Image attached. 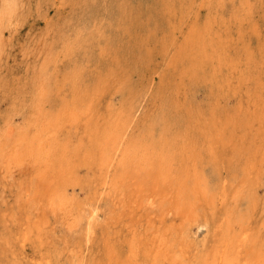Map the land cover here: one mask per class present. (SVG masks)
Wrapping results in <instances>:
<instances>
[{
    "label": "rangeland",
    "instance_id": "1",
    "mask_svg": "<svg viewBox=\"0 0 264 264\" xmlns=\"http://www.w3.org/2000/svg\"><path fill=\"white\" fill-rule=\"evenodd\" d=\"M123 1L124 0H0V112L2 111L0 113V118L3 117V119L1 118L2 120L0 119L2 121H0V129L5 127V125H10V128L17 129L18 127L26 131V129L29 130L36 115H40L42 112L45 113V111H49L50 114H55L58 111V102L54 103L51 100L50 103H44L43 107L46 110L39 112L36 108L34 112V106H32V103H34V96L32 97L33 88H35L42 76H46L44 78L46 82L50 81L52 99H55V97L58 99L59 92H61L66 98H69L71 101H76L77 105L75 104V106L77 108L81 106L82 108H86L83 110L86 113L82 115L84 119L78 122L76 126L69 125V129H64L60 133L59 140H57L58 145L60 147L66 146L68 149L62 150L61 152L56 151L57 155L53 161V167L56 169V172H52V175L55 173L57 174L53 177L52 184L56 182H61L63 184L65 182L68 183L67 195L74 204H79L78 206L80 207H88L91 202H97L99 203L100 217L102 216L100 218V223L96 226L95 232L92 234V241L90 240L88 245L83 240V237L76 236V233H74V235H69L63 232L61 225L55 222L57 224H53L46 230L47 232L44 231L42 233L40 239L42 243H40L38 239L27 242L25 246H22L21 237H19L22 228L15 220L19 214L13 219L5 220V218L8 213L11 214L15 212L16 214L18 212L15 208L18 204L20 195L23 194L20 186L22 187L24 184L23 187L25 189H32L30 185L31 181L29 180L32 168L31 165H29L22 169L24 172L17 171L13 179L12 177L6 178L0 175L2 179L0 180V187L2 185L0 188V255L5 256L3 259L5 261L7 260L9 264H16V262H22L23 264H79V262L82 264H111L113 261L117 264H125L128 259L127 253L130 241L139 238L141 240V238H143L147 244H150L153 240H156L157 237L159 238L161 231L169 232V229L175 222L173 211L166 209L161 210L155 207L154 204L147 202V199L142 196V198L136 196H119V194L117 195L114 191L111 181V178L121 170V166L124 164L123 162L126 161V151L128 147L134 144L135 141L139 142V140H141L143 142V137L145 135L144 130L146 128L151 129L152 132L154 131L155 135H159V130L161 128L159 127L160 121H164L167 126L171 127L174 131L173 133L182 135H185V130L191 127L192 129H189V133L191 136L195 135V130H197L196 127L199 126H201L200 130L203 132L207 131L210 134H212V129L217 131H215L218 141L217 149H219L218 166H216L217 173L212 174L211 169L214 167L206 165V169L204 170L206 175H204L207 178V184L215 187L216 190L214 192L217 195V202L219 203L214 210H203L199 224H192L190 231L187 230L183 233L188 240H186V246H184V255L186 257L183 259L184 264H193L201 260L202 257H206L205 255L209 256L208 254H214L216 248L214 242H218V238L216 239V237L218 235L221 236L220 234L223 233V223L226 221L224 209H226L227 202L223 204L222 201L226 200L232 202L234 200V194L238 191L237 188L240 190L243 186H248L249 188L257 189L259 204L256 209V216L254 217V221L256 222L255 226L258 228L260 224H264V0ZM129 2L131 4L134 3V6L133 4L131 5L133 8L130 6ZM119 4H122L120 5L122 7H120ZM136 8L140 9V11ZM128 11H133L131 13L135 14L132 16ZM148 15L149 17H147ZM144 17L149 20L147 19L148 21H146ZM127 18L129 20H127ZM130 23L133 25L131 24V27H128ZM141 25H145L146 27L143 26V28ZM165 25L166 27L164 28ZM125 26L128 29H126ZM140 26L142 30L145 28L147 30H140ZM149 27L151 29H148ZM133 29L135 31H133ZM142 32L144 33L143 35ZM122 33H124L123 36ZM128 35L132 37L129 38ZM120 37L121 39H119ZM157 39H161V41L159 40L158 42ZM137 44L138 47H136ZM126 45L133 46L134 48L128 47L130 48L128 49ZM125 48L127 50H125ZM10 49H12L11 52ZM140 49L142 52L139 51ZM125 52H127V56L124 57V55H126L124 54ZM139 54H142V58ZM126 57L132 58L127 59ZM120 59L123 62L125 61V64H122L123 62L121 63ZM131 59L132 61L129 62ZM158 59L159 61H157ZM117 60L118 63L116 65L115 62ZM126 60L128 61L127 63ZM144 60L145 63L143 62ZM130 65H132L133 71H129L131 68ZM24 66L26 67L24 68ZM123 66H125V68H123ZM154 67H157V70ZM18 68L20 69L18 70ZM9 70L10 72H8ZM3 74L6 75V78H4ZM77 75L79 77H76ZM22 82L27 85L24 86ZM260 84L262 87H260ZM57 86L60 87L59 91ZM151 90L155 91L153 92ZM7 91H9V93ZM149 91L152 92V95ZM6 93H8V95ZM23 93L25 95H23ZM78 94L84 95L82 97L76 96ZM240 94L242 96H240ZM72 95H74V98L71 97ZM260 95L263 97H260ZM237 97L240 98L238 99ZM241 106L244 107V109L246 108L245 111L241 109ZM212 107H214V109ZM249 107H251L252 110ZM132 108L136 109L138 113L135 114L131 122L130 130L126 134L119 151L111 161L108 172L107 169L101 171V167L106 168L105 162H103V156L106 148V141L110 136L109 133L112 131L111 127H113L115 123H119L118 127L124 126L121 122L124 121L126 115ZM245 112H248V114ZM254 112L256 114H254ZM94 113L96 114L94 115ZM208 116L210 117L208 118ZM39 118L46 119V116L43 114ZM10 119L12 121H8ZM89 120L93 121L88 122ZM238 120H240V123ZM86 123H89V125L86 126ZM192 125H194V130ZM85 133L87 135H84ZM234 134L235 137H233ZM239 134H241L242 137ZM258 134L261 135L259 136ZM237 138H240V140ZM250 138H252L253 142ZM230 140H232V143ZM242 140L243 142H241ZM225 141H227L228 145ZM229 144L232 145L230 146ZM251 144L253 145L251 146ZM81 145H85L86 148ZM230 147L235 149L232 150ZM76 148L77 150L79 148V151L86 150L84 156H79ZM226 155L227 157H225ZM245 159H254V165H252L253 168L251 167L249 170L251 175L249 174L243 177L241 175V168L244 166L245 161H247ZM91 161H93L94 165ZM228 161H231L230 164ZM74 164L77 167H74ZM82 164H84V166H82ZM225 165H228L229 169ZM89 166H92V168ZM83 173L85 177H83ZM107 173L108 176L104 178ZM62 176H65L64 179H61ZM258 176L260 177L258 178ZM244 178L245 180H243ZM86 180H90V182L88 181V184L86 182L85 184L81 183ZM80 183L83 185L81 186ZM252 184H255L254 187L251 186ZM92 190L95 193L92 192ZM92 195L93 197H91ZM115 196L117 198H115ZM85 200H87V202ZM129 202L130 204H128ZM113 205L115 206L113 207ZM126 205H128V208ZM111 206L113 209L110 208ZM117 207L118 210L116 209ZM26 210H23L24 213ZM110 211L113 214H108ZM106 215L109 216L107 217ZM116 216H118V218ZM152 218L155 225L150 223V219ZM206 219L209 220V224L205 223ZM162 220H164V222ZM128 222L130 224H128ZM128 226L130 228H128ZM220 227H222V229ZM133 231L135 233H133ZM261 232L264 235V231ZM9 234H11V236L7 240ZM76 237L81 239L79 240ZM107 237H109V239ZM210 248L214 250L212 249V251ZM205 251H207L206 254Z\"/></svg>",
    "mask_w": 264,
    "mask_h": 264
},
{
    "label": "bare ground",
    "instance_id": "2",
    "mask_svg": "<svg viewBox=\"0 0 264 264\" xmlns=\"http://www.w3.org/2000/svg\"><path fill=\"white\" fill-rule=\"evenodd\" d=\"M35 1V0H34ZM120 1V0H119ZM125 1V0H124ZM123 1V2H124ZM130 1V0H127ZM162 1V0H160ZM173 1V0H172ZM122 2V1H121ZM95 3V2H94ZM130 3V2H129ZM175 3V2H174ZM263 3V1H262ZM114 4V2H113ZM126 4V3H124ZM123 4V5H124ZM134 6V3H132ZM130 3V6L132 5ZM159 4V3H158ZM177 4V3H176ZM122 4H119V6ZM127 5V4H126ZM137 5V4H136ZM263 5V4H262ZM114 6V5H113ZM264 6V5H263ZM262 6V7H263ZM122 7V6H120ZM129 7V6H128ZM132 7V6H131ZM137 7V6H136ZM124 8V7H123ZM133 8V7H132ZM256 8V6H255ZM260 8V7H259ZM100 9V8H99ZM125 9V8H124ZM137 9V8H136ZM122 10V9H120ZM130 10V9H129ZM134 10V9H133ZM140 11V9H137ZM166 10V9H165ZM263 10V9H262ZM123 11V10H122ZM185 11V10H184ZM60 12V11H59ZM125 12V10H124ZM130 11H128L129 13ZM133 12V11H131ZM130 12V13H131ZM136 12V11H134ZM138 12V11H137ZM159 12V11H158ZM27 13V12H26ZM29 13V12H28ZM121 13V12H120ZM141 13V12H140ZM163 13V12H162ZM168 13V12H165ZM175 13V12H174ZM257 13V11H256ZM132 14V13H131ZM135 14V13H133ZM132 14V16H133ZM124 15V13H123ZM127 15V14H126ZM23 16V15H22ZM21 16V17H22ZM31 16V15H30ZM60 16V15H58ZM113 16V15H112ZM121 16V15H120ZM137 16V15H134ZM141 16V15H139ZM138 16V17H139ZM185 16V15H184ZM251 16V15H250ZM130 17V16H129ZM128 17V18H129ZM149 17V15L147 16ZM253 17V16H252ZM251 17V18H252ZM20 18V17H19ZM26 18V17H25ZM24 18V19H25ZM127 18V20H129ZM132 18V17H131ZM130 18V19H131ZM136 18V17H135ZM145 18V17H144ZM143 18V19H144ZM133 19V18H132ZM146 19V18H145ZM148 19V18H147ZM146 19V21H148ZM153 19V18H152ZM264 19V18H263ZM27 20V19H26ZM53 20V19H51ZM116 20V19H115ZM122 20V19H121ZM57 21V20H56ZM133 21V20H132ZM145 21V20H144ZM191 21V20H189ZM194 21V20H192ZM24 22V21H23ZM113 22V21H112ZM125 22V21H124ZM123 22V23H124ZM129 22V21H127ZM131 22V21H130ZM136 22V21H135ZM142 22V20H141ZM140 22V23H141ZM25 23V22H24ZM48 23V22H47ZM147 23V22H146ZM128 24V23H127ZM130 26L128 27H131ZM144 24V23H143ZM191 24V23H190ZM260 24V23H259ZM35 25V24H34ZM125 25V24H124ZM133 25V24H132ZM257 25V23H256ZM139 26V25H138ZM142 26V25H141ZM140 26V30L141 29ZM146 27L145 25H143ZM142 26V27H143ZM168 26V25H167ZM185 26V25H183ZM126 27V26H125ZM136 27V26H135ZM134 27V28H135ZM143 27V28H144ZM166 25L164 26V28ZM133 28V27H132ZM137 28V27H136ZM178 28V27H177ZM264 28V27H263ZM52 29V27H51ZM126 29H128L126 27ZM131 29V28H130ZM146 29V28H145ZM144 29V30H145ZM148 29H151L150 27ZM41 30V29H40ZM48 30V29H47ZM138 30V28H137ZM142 30V31H144ZM147 30V29H146ZM153 30V29H152ZM36 31V30H35ZM38 31V30H37ZM54 31V30H53ZM122 31V30H121ZM130 31V30H129ZM133 31H135L133 29ZM139 31V30H138ZM150 31V30H148ZM252 31V30H251ZM18 32V31H17ZM137 32V31H136ZM126 33V32H124ZM122 33V36L123 34ZM129 33V32H128ZM138 33V32H137ZM147 33V32H146ZM145 33V34H146ZM153 33V32H152ZM150 33V34H152ZM171 33V29H170ZM169 33V34H170ZM228 33V32H227ZM226 33V34H227ZM144 33L142 32V35ZM180 34V33H179ZM157 36V34L155 33ZM154 36V35H152ZM167 36V35H166ZM171 36V35H170ZM168 36V37H170ZM17 37V36H16ZM129 38H131L128 35ZM127 37V38H128ZM135 37V34H134ZM155 37V36H154ZM183 37V36H182ZM35 38V37H34ZM57 38V37H56ZM138 38V37H137ZM151 38V37H150ZM149 38V39H150ZM159 38V37H157ZM165 38V37H164ZM163 38V39H164ZM173 38V37H172ZM258 38V37H257ZM121 39V37L119 38ZM118 39V40H119ZM155 39V38H154ZM162 39V37H161ZM161 39H159L161 41ZM243 39V38H242ZM13 40V39H12ZM11 40V41H12ZM116 40V41H118ZM124 40V39H123ZM122 40V41H123ZM143 40V38H142ZM147 40V39H146ZM158 40V39H157ZM158 40V42H159ZM169 40V39H168ZM171 40V39H170ZM220 40V39H219ZM17 41V40H16ZM25 41V40H24ZM145 41V40H144ZM149 41V40H148ZM147 41V42H148ZM261 41V40H260ZM119 42V41H118ZM125 42V41H124ZM134 42V41H133ZM146 42V43H147ZM150 42V41H149ZM156 42V43H158ZM264 42V41H263ZM49 43V42H48ZM123 43V42H122ZM126 43V42H125ZM124 43V44H125ZM129 43V41H128ZM144 43V42H143ZM142 43V44H143ZM154 43V42H153ZM161 43V42H160ZM173 43V42H172ZM260 43V42H259ZM10 44V43H8ZM24 44V43H23ZM38 44V43H37ZM119 44V43H118ZM121 44V43H120ZM122 45V44H121ZM120 45V46H121ZM131 45V42H130ZM130 45H126L128 47H133ZM13 46V43H12ZM119 46V47H120ZM141 46V45H140ZM153 46V45H151ZM14 47V46H13ZM29 47V46H28ZM36 47V46H35ZM125 47V46H124ZM138 47V44L137 46ZM135 47V48H136ZM176 47V46H175ZM10 48V47H9ZM12 48V47H11ZM27 48V47H26ZM134 48V47H133ZM140 48V47H139ZM146 48V47H144ZM151 48V47H148ZM147 48V49H148ZM169 48V47H168ZM4 49V48H3ZM124 49V48H123ZM130 49V48H128ZM143 49V48H142ZM175 49V48H174ZM260 49V48H259ZM12 49H10L11 52ZM125 50H127L125 48ZM135 50V49H134ZM138 50V48H137ZM150 50V49H149ZM148 50V51H149ZM193 50V49H192ZM258 50V49H257ZM141 51V49L139 50ZM147 51V52H148ZM151 51V50H150ZM149 51V52H150ZM170 51V50H168ZM177 51V50H176ZM248 51V50H247ZM15 52V51H13ZM120 52V50H119ZM124 52V51H123ZM128 52V51H127ZM125 52L124 54H126ZM134 52V51H133ZM138 52V51H137ZM142 52V51H141ZM156 52V51H155ZM1 53V52H0ZM4 53V52H3ZM20 53V52H19ZM122 53V52H121ZM136 53V52H135ZM140 53V52H139ZM154 53V52H153ZM195 53V51H194ZM7 54V53H6ZM30 54V53H29ZM58 54V53H57ZM143 54V53H142ZM142 54L141 58H142ZM147 54V53H146ZM169 54V53H168ZM183 54V53H182ZM244 54V53H243ZM24 55V54H23ZM22 55V56H23ZM26 55V54H25ZM117 55V54H116ZM122 55V54H121ZM131 55V53H130ZM149 55V54H147ZM161 55V54H160ZM163 55V53H162ZM166 55V54H165ZM176 55V54H174ZM264 55V54H263ZM119 56V55H117ZM116 56V57H117ZM127 56L124 55V57ZM138 56V55H135ZM158 56V55H157ZM169 56V55H168ZM6 57V56H5ZM139 57V56H138ZM145 57V56H144ZM163 57V56H161ZM198 57V56H197ZM11 58V57H10ZM19 58V57H18ZM120 58V57H119ZM123 58V57H122ZM121 58V59H122ZM127 58V57H126ZM132 58V57H130ZM127 58V59H130ZM136 58V57H135ZM167 58V56H166ZM174 58V57H172ZM195 58V57H193ZM264 58V57H263ZM16 59V57H15ZM14 59V60H15ZM120 59V61H121ZM146 59V58H145ZM46 60V59H45ZM125 60V59H124ZM143 60V59H141ZM151 60V59H150ZM181 60V59H180ZM20 61V60H19ZM119 61V62H120ZM132 59L129 61L131 62ZM136 61V59H135ZM133 60V62L135 63ZM138 61V60H137ZM159 61V59L157 60ZM156 61V62H157ZM162 61V60H161ZM160 61V62H161ZM179 61V59H178ZM7 62V61H6ZM24 62V61H23ZM29 62V61H27ZM123 61H121L122 63ZM125 62V61H124ZM122 64H125V63ZM128 61L126 60V63ZM132 62V65H133ZM145 63V60L143 61ZM152 62V61H151ZM163 62V61H162ZM11 63V62H10ZM13 63V62H12ZM118 60L115 62L117 65ZM120 63V64H121ZM137 63V62H136ZM140 63V62H139ZM147 63V61H146ZM164 63V62H163ZM9 64V63H8ZM7 64V65H8ZM23 64V63H22ZM143 64V63H142ZM157 64V63H156ZM169 64V63H168ZM175 64V63H174ZM181 64V63H180ZM241 64V63H240ZM27 65V64H26ZM132 65L131 68H132ZM141 65V64H140ZM173 65V64H172ZM242 65V64H241ZM261 65V64H260ZM18 66V65H17ZM21 66V64H20ZM122 66V65H121ZM127 66V65H125ZM123 66V68H125ZM137 66V64H136ZM150 66V65H149ZM155 66V64H154ZM162 66V65H161ZM243 66V65H242ZM26 66H24L25 68ZM59 67V66H58ZM118 67V66H117ZM120 67V65H119ZM151 67V66H150ZM160 67V66H159ZM165 67V66H163ZM182 67V66H181ZM207 67V65H206ZM8 68V66H7ZM10 68V66H9ZM23 68V66H22ZM130 68V67H129ZM128 68V69H129ZM129 71H133L132 70ZM141 68V67H140ZM155 68V67H154ZM157 68V67H156ZM155 68V69H156ZM20 68H18L19 70ZM118 69V68H117ZM136 69V68H135ZM138 69V68H137ZM160 69V68H158ZM193 69V68H192ZM247 69V68H246ZM17 70V69H16ZM25 70V69H24ZM122 70V69H120ZM140 70V69H139ZM157 70V69H156ZM155 70V71H156ZM176 70V69H175ZM172 70V71H175ZM197 70V69H196ZM5 71V70H4ZM13 71V69H12ZM22 71V70H21ZM125 71V70H124ZM137 71V70H136ZM177 71V70H176ZM10 72V70L8 71ZM7 72V73H8ZM15 72V71H14ZM79 72V71H78ZM122 72V71H121ZM167 72V71H166ZM171 72V71H169ZM4 73V72H3ZM17 73V71H16ZM15 73V74H16ZM25 73V72H24ZM23 73V77H24ZM81 73V72H79ZM83 73V72H82ZM124 73V72H123ZM131 73V72H130ZM158 73V72H157ZM242 73V72H241ZM27 74V73H26ZM128 74V71H127ZM123 74V75H127ZM135 74V73H134ZM167 74V73H166ZM175 74V73H174ZM249 74V73H248ZM4 75V74H3ZM2 75V76H3ZM122 75V78H123ZM154 75V74H153ZM173 75V74H172ZM198 75V74H197ZM253 75V74H252ZM6 75H4V78ZM15 76V75H14ZM132 76V75H131ZM145 76V75H144ZM158 76V75H157ZM237 76V75H236ZM250 76V75H249ZM13 77V75H12ZM46 76L40 77L38 84H36L34 91L32 93V97L34 96V112L36 108L39 112L46 110L44 109V103H50L51 100L55 103L58 102L59 109L55 114H50L49 111H45V113H41L40 115H36L33 119L29 130H21L17 127V129L10 128V125H5L0 129V175L6 178H10L14 174L19 172H24L22 169L26 168L27 166L31 165V174L29 175L30 185L32 189H25L23 186L21 190L23 194L20 195L18 199V204L15 208L18 211L16 214L15 212L11 214H7L5 220L13 219L16 215V221L20 224L22 228V232L20 233L19 237H21L22 246H25L27 242H32L35 240H40L42 237V233L48 230L53 224H60L62 231L69 234L76 236L83 237V240L88 245L90 240L92 239V234L95 232L96 226L100 223V211H99V203L91 202L90 206L88 205L85 207H80L74 204L67 195V186L68 183H61L56 182L52 184L53 177L57 174L55 173L52 175L56 169L53 167V161L56 157L57 152H61L62 150H67L68 147L63 146L60 147L58 145L60 133L64 129H69L70 126H76L78 122H80L84 117L82 116L86 108L76 107V101H71L69 98L59 92V98L52 99L51 98V84L50 81L46 82L44 80ZM76 77H79L78 75ZM244 77V76H243ZM121 78V76H120ZM139 78V77H138ZM144 78V77H143ZM153 78V77H152ZM190 78V77H189ZM200 78V76H199ZM133 79V78H132ZM131 79V81H132ZM12 80V79H8ZM14 80V79H13ZM21 80V78H20ZM27 80V79H26ZM121 80V79H120ZM153 80V79H152ZM168 80V79H167ZM179 80V79H178ZM177 80V81H178ZM234 80V79H233ZM22 81V80H21ZM114 81V79H113ZM154 81V80H153ZM240 81V80H238ZM10 82V81H9ZM12 82V81H11ZM157 82V81H156ZM179 82V81H178ZM176 82V83H178ZM256 82V81H255ZM14 83V82H12ZM23 83V82H22ZM142 83V82H141ZM165 83V82H164ZM173 83V82H172ZM24 84V83H23ZM55 84V83H54ZM152 84V83H151ZM159 84V83H156ZM233 84V83H232ZM5 85V84H4ZM27 84H24V86ZM57 85V84H55ZM135 85V84H134ZM162 85V83H161ZM223 85V84H222ZM240 85V84H239ZM261 85V84H260ZM259 85V86H260ZM155 86V83H154ZM58 87V91L60 87ZM112 87V86H111ZM114 87V86H113ZM133 87V86H132ZM153 87V86H152ZM178 87V86H177ZM262 87V85L260 86ZM264 88V87H263ZM135 89V88H134ZM171 89V88H170ZM223 89V88H222ZM2 90V89H1ZM9 90V88H8ZM156 90V89H155ZM151 90V91H155ZM16 91V90H15ZM133 91V90H132ZM149 91L152 95V92ZM169 91V90H168ZM229 91V90H228ZM238 91V88H237ZM236 91V92H237ZM262 91V90H261ZM9 93V91H7ZM235 92V93H236ZM8 93H6L8 95ZM13 93V91H12ZM223 93V92H222ZM1 94V93H0ZM148 94V93H147ZM208 94V93H207ZM229 94V93H228ZM3 95V92H2ZM20 95V94H19ZM23 95H25L23 93ZM30 95V94H29ZM53 95V94H52ZM84 94H78L76 96L82 97ZM161 95V94H160ZM245 95V93H244ZM11 96V95H10ZM27 96V95H26ZM75 96V97H76ZM147 96V95H146ZM224 96V95H223ZM221 96V97H223ZM239 96V94H238ZM240 96H242L240 94ZM6 97V96H4ZM24 97V96H23ZM54 97V96H53ZM69 97V96H68ZM71 97L74 98V95ZM158 97V95H157ZM251 97V96H250ZM260 97H263L260 95ZM259 97V98H260ZM10 98V97H8ZM17 98V97H15ZM25 98V97H24ZM27 98V97H26ZM67 100H66V99ZM238 99L240 97H237ZM258 98V97H257ZM83 99V98H81ZM150 99V98H149ZM244 99V98H243ZM251 99V98H250ZM256 99V97H255ZM14 100V99H13ZM145 100V97H144ZM19 101V98H18ZM11 102V101H10ZM15 102V101H13ZM17 102V101H16ZM24 102V101H22ZM184 102V101H183ZM237 102V101H236ZM25 103V102H24ZM148 103V100H147ZM169 103V102H168ZM250 103V102H249ZM248 103V104H249ZM253 103V102H251ZM9 104V103H8ZM15 104V103H14ZM22 104V103H21ZM27 104V103H25ZM153 104V103H150ZM242 104V102H241ZM256 104V103H254ZM55 105V104H54ZM142 105V104H141ZM245 105V104H243ZM262 105V104H261ZM24 106V105H23ZM126 106V105H125ZM165 106V105H164ZM185 106V105H184ZM220 106V105H218ZM237 106V105H236ZM235 106V107H236ZM246 106V105H245ZM9 107V106H8ZM19 107V106H18ZM227 107V106H226ZM242 107V106H241ZM247 107V106H246ZM151 108V107H149ZM210 108V106H209ZM214 109V107H212ZM222 108V107H221ZM251 109V107H249ZM254 108V105H253ZM9 109V108H8ZM99 109V107H98ZM174 109V108H173ZM226 109V108H225ZM237 109V108H236ZM241 109H244L242 107ZM246 109V108H245ZM244 109V111H245ZM1 110V109H0ZM16 110V109H15ZM135 110V111H134ZM148 110V109H147ZM175 110V109H174ZM240 110V109H239ZM252 110V109H251ZM100 111V110H99ZM236 111V110H234ZM2 112V111H1ZM0 112V113H1ZM132 112V113H131ZM146 112V111H145ZM217 112V111H216ZM238 112V111H237ZM250 112V111H249ZM4 113V112H3ZM105 113V112H104ZM136 109H133L126 115L124 121H120L124 126L118 127V124H114L111 127V132L109 133L110 136L106 141V148L104 150V160L105 167H101V171H105L110 166L111 161L113 160L114 156L119 151L120 146L123 144L124 138L131 127V122L133 121ZM244 113V112H243ZM246 113V112H245ZM259 113V112H258ZM46 116V119L39 118L42 115ZM96 113H94L95 115ZM182 114V113H181ZM220 114V113H219ZM240 114V113H239ZM248 114V112L246 113ZM254 114H256L254 112ZM210 115V114H209ZM227 115V114H226ZM237 115V114H236ZM4 116V115H3ZM6 116V113H5ZM4 116V117H5ZM8 116V115H7ZM12 116V114H11ZM83 118H82V117ZM98 116V115H97ZM102 116V115H101ZM242 116V114H241ZM240 116V117H241ZM251 116V115H250ZM210 116H208L209 118ZM239 117V116H238ZM243 117V116H242ZM3 119V117H1ZM0 118V119H1ZM18 118V117H17ZM100 118V116H99ZM1 119V120H2ZM123 119V118H122ZM187 119V118H186ZM244 119V118H243ZM248 119V118H247ZM250 119V118H249ZM0 120V121H1ZM128 120V121H127ZM191 120V119H190ZM8 121H12L11 119ZM44 123H43V122ZM93 120H89L91 122ZM229 121V120H228ZM240 123V120H238ZM244 121V120H243ZM263 121V120H262ZM2 122V121H1ZM254 122V121H252ZM19 123V122H18ZM251 123V122H250ZM261 123V122H260ZM1 124V123H0ZM9 124V123H7ZM20 124V123H19ZM227 124V123H226ZM236 124V122H235ZM246 124V122H245ZM42 125V126H40ZM89 123H86L88 126ZM203 125V124H202ZM230 125V124H229ZM249 125V124H247ZM67 126V127H66ZM175 126V125H174ZM186 126V125H185ZM193 130H194V125ZM236 126V125H235ZM241 126V125H240ZM244 126V124H243ZM159 135H155L154 131L152 132L151 129L146 128L144 130V139L143 142L139 140V142H134L130 147H128L126 151V161L123 162L121 166V170L117 172L111 178L112 187L114 191L119 194V196H132V197H144L147 199V202L152 203L155 207L160 208L161 210L166 209L173 211L175 217V222L173 226L169 229V232H160L159 238L157 237L156 240H153L150 244H147L143 240V238L134 239L130 241L128 244V253H127V261L125 264H184V257H185V248L186 242L188 241L185 238V231L191 229L192 224H199L201 213L206 210H214L217 202V195L215 194V187L212 185L207 184V178L205 174L206 165L210 167H214L211 169L212 174H216V166H218V150L217 144L218 141L216 139L215 129H212V134L205 131L203 132L201 126L196 127L195 135L191 136L189 133V129L185 130V135L173 133L174 131L171 127L167 126L164 121L159 122ZM242 127V126H241ZM246 127V126H245ZM250 127V126H249ZM263 127V126H262ZM23 128V127H21ZM233 129V128H232ZM254 129V128H253ZM247 130V129H246ZM245 130V131H246ZM210 131V129H209ZM239 131V130H238ZM237 131V133H238ZM242 131V130H241ZM251 131V130H250ZM87 132V131H86ZM151 132V133H150ZM201 132V133H200ZM217 132V131H216ZM226 132V131H225ZM189 133V134H188ZM233 133V132H232ZM231 133V134H232ZM237 134L236 132H234ZM242 133V132H241ZM70 134V133H69ZM235 134L233 137H235ZM245 134V133H244ZM247 134V132H246ZM84 135H87L86 133ZM91 135V134H89ZM88 135V136H89ZM233 135V134H232ZM241 136V134H239ZM253 135V134H252ZM256 135V134H255ZM259 136L261 134H258ZM257 135V136H258ZM204 136V137H203ZM249 136V134H248ZM85 137V136H84ZM90 137V136H89ZM136 137V136H135ZM237 137V135H236ZM242 137V136H241ZM255 137V136H253ZM93 138V137H92ZM264 138V137H263ZM232 139V137H231ZM238 139V138H237ZM252 141V138H250ZM254 139V138H253ZM87 140V138H86ZM97 140V139H96ZM240 140V138L238 139ZM249 140V139H248ZM234 141V140H233ZM236 141V140H235ZM259 141V139H258ZM94 142V141H93ZM223 142V141H222ZM227 144V141H225ZM224 142V143H225ZM232 143V140H230ZM243 142V140L241 141ZM253 142V141H252ZM238 143V141H237ZM246 143V141H245ZM255 143V141H254ZM264 143V142H263ZM77 144V143H76ZM79 144V143H78ZM249 144V143H248ZM86 145V143H85ZM84 145V146H85ZM90 145V143H89ZM225 145V144H224ZM228 145V144H227ZM230 145V144H229ZM232 145V144H231ZM230 145V146H231ZM244 145V144H243ZM253 144H251L252 146ZM62 146V145H61ZM82 146V145H81ZM82 146V147H84ZM241 146V145H240ZM234 147V146H233ZM236 147V146H235ZM245 147V146H244ZM248 147V146H246ZM86 148V146H85ZM92 148V145H91ZM220 148V147H219ZM231 148V147H230ZM238 148V147H237ZM84 149V148H83ZM95 149V148H94ZM232 149V148H231ZM230 149V150H231ZM235 149V148H233ZM232 149V150H233ZM240 149V147H239ZM246 149V148H245ZM244 149V150H245ZM92 150V149H91ZM263 150V149H262ZM76 151L78 152L79 156L83 155L85 151H79V148ZM95 151V150H94ZM93 151V152H94ZM252 151V150H250ZM90 152V151H89ZM223 152V150H222ZM221 152V153H222ZM226 152V151H225ZM224 152V153H225ZM234 152V151H233ZM232 152V153H233ZM240 152V151H239ZM67 153V152H66ZM91 153V152H90ZM101 153V151H100ZM227 153V152H226ZM243 153V152H242ZM94 154V153H93ZM120 154V153H119ZM118 154V155H119ZM239 154V153H238ZM255 154V153H254ZM87 155V153H86ZM221 155V154H220ZM229 155V153H228ZM243 155V154H242ZM79 157L78 155H75ZM239 156V155H237ZM249 156V155H248ZM92 157V156H91ZM227 157V155L225 156ZM229 157V156H228ZM250 157V156H249ZM85 158V157H84ZM94 158V157H92ZM91 158V159H92ZM101 158V157H100ZM220 158V157H219ZM231 158V157H230ZM254 158V157H253ZM78 159V158H76ZM262 159V158H261ZM232 160V159H231ZM247 160V159H245ZM254 160V159H253ZM251 159L245 161L244 166L241 168V175L246 177L250 174L249 170L254 165V162ZM81 161V160H80ZM79 161V162H80ZM225 161V160H224ZM229 162V161H228ZM231 162V161H230ZM229 162V164H230ZM237 162V161H236ZM260 162V161H259ZM258 162V163H259ZM89 163V162H88ZM91 163L94 165L93 161ZM107 163V164H106ZM58 164V163H57ZM204 164V165H203ZM239 164V163H238ZM241 164V163H240ZM87 165V163H86ZM85 165V166H86ZM91 165V164H90ZM264 165V164H263ZM84 166V164H82ZM97 166V165H96ZM104 166V165H103ZM228 167V165H225ZM239 166V165H238ZM241 166V165H240ZM74 167H77L74 164ZM87 167V166H86ZM92 168V166H89ZM258 167V166H257ZM253 168V167H252ZM264 168V167H263ZM90 169V168H89ZM95 169V168H94ZM93 169V171H94ZM229 169V167H228ZM227 169V170H228ZM255 169V168H254ZM262 170V169H260ZM78 171V170H77ZM56 172V171H55ZM62 173V171H61ZM78 173V172H77ZM81 173V172H80ZM96 173V172H95ZM64 174V173H63ZM79 174V173H78ZM82 174V173H81ZM92 174V173H91ZM94 174V172H93ZM205 174V175H204ZM259 174V173H258ZM263 174V173H262ZM25 175V174H24ZM90 175V174H89ZM88 175V176H89ZM95 175V174H94ZM251 175V174H250ZM255 175V174H254ZM257 175V174H256ZM261 175V174H259ZM0 176V177H1ZM80 176V175H79ZM107 175L104 176L106 178ZM2 177V178H3ZM65 177V176H64ZM62 176L61 179H64ZM83 177L84 173H83ZM90 177V176H89ZM96 177V176H95ZM219 177V176H218ZM235 177V176H234ZM254 177V176H253ZM256 177V176H255ZM260 176H258L259 178ZM5 178V179H6ZM16 178V177H15ZM98 178V177H96ZM250 178V177H249ZM4 179V178H3ZM86 179V178H85ZM88 179V178H87ZM95 179V178H94ZM242 179V178H240ZM0 180H2L0 178ZM10 180V179H9ZM99 180V179H97ZM96 180V181H97ZM101 180V179H100ZM105 180V179H104ZM237 180V179H236ZM245 180V178L243 179ZM242 180V182H243ZM251 180V179H250ZM249 180V181H250ZM8 181V180H7ZM15 181V180H14ZM12 181V182H14ZM90 182V180H88ZM88 181H84L88 184ZM255 181V180H254ZM259 181V180H258ZM1 182V181H0ZM16 182V181H15ZM78 182V181H77ZM92 182V181H91ZM98 182V181H97ZM101 182V181H100ZM9 183V182H8ZM25 183V182H24ZM72 183V182H71ZM80 183V185H81ZM254 183V182H253ZM3 184V183H2ZM90 184V183H89ZM14 185V184H13ZM12 185V186H13ZM16 185V184H15ZM83 185V184H82ZM81 185V186H82ZM92 185V184H91ZM247 185V184H246ZM255 184L251 186L254 187ZM259 185V183H258ZM17 186V185H16ZM80 186V187H81ZM93 186V185H92ZM95 186V185H94ZM242 186V185H241ZM2 187V185H1ZM0 187V188H1ZM7 187V186H6ZM244 187V186H243ZM242 189H238L234 194V200L232 202H228L223 200L222 203L227 202V206L224 214L225 220L223 223V233L220 234L221 236H217L218 242L214 244L216 246L214 250V254L209 256L205 255L207 251H205V256L202 257L201 260L198 262H194L193 264H264V235L261 231H264V224H260V227L255 226L254 217L256 216V209L259 204L258 200V191L255 188L244 187ZM260 187V186H259ZM8 188V187H7ZM79 188V187H78ZM77 188V189H78ZM82 188V187H81ZM80 188V189H81ZM86 188V187H85ZM91 188V187H90ZM107 188V187H106ZM76 189V190H77ZM101 189V188H100ZM264 189V187H263ZM85 190V189H84ZM91 190V189H90ZM94 190V189H93ZM92 190V192H94ZM106 190V189H105ZM260 190V189H259ZM10 191V190H9ZM16 191V190H15ZM101 191V190H100ZM234 191V190H233ZM11 192V191H10ZM89 192V191H88ZM86 192V193H88ZM91 192V191H90ZM6 193V192H5ZM16 193V192H14ZM95 193V192H94ZM97 193V192H96ZM101 193V192H100ZM115 193V194H116ZM260 193V192H259ZM263 193V192H261ZM29 194V195H28ZM93 194V193H92ZM98 194V193H97ZM95 194V195H97ZM103 194V193H102ZM220 194V193H219ZM227 194V193H226ZM11 195V194H10ZM85 195V194H84ZM109 195V194H107ZM90 196V195H89ZM106 196V195H105ZM142 196V197H141ZM4 197V196H3ZM11 197V196H10ZM88 197V195H87ZM85 196V198L87 199ZM93 197V195L91 196ZM90 197V198H91ZM97 198V197H96ZM99 198V197H98ZM114 198V197H113ZM115 198H117L115 196ZM9 199V198H8ZM101 199V198H100ZM138 199V198H137ZM15 200V199H14ZM84 200V199H83ZM90 200V199H89ZM105 200V198H104ZM118 200V199H117ZM78 201V200H77ZM80 201V200H79ZM82 201V200H81ZM87 202V200H85ZM102 201V200H101ZM128 201V200H127ZM126 201V202H127ZM135 201V200H134ZM139 201V200H138ZM221 201V200H219ZM112 202V201H111ZM122 202V201H121ZM131 202V201H130ZM130 202L128 204H130ZM146 202V203H147ZM15 203V202H14ZM79 203V202H77ZM119 203V202H118ZM117 203V204H118ZM9 204V203H8ZM103 204V203H102ZM105 204V203H104ZM108 204V203H106ZM127 204V203H126ZM135 204V203H134ZM137 204V203H136ZM141 204V203H140ZM125 205V204H124ZM9 206V205H8ZM106 206V205H105ZM104 206V207H105ZM110 206V205H109ZM115 205H113L114 207ZM128 205H126L127 207ZM136 206V205H135ZM142 206V205H141ZM140 206V207H141ZM149 206V205H148ZM152 206V205H151ZM102 207V205H101ZM125 207V206H124ZM225 207V206H224ZM109 208V207H108ZM107 208V209H108ZM112 208V206L110 207ZM128 208V207H127ZM134 208V207H133ZM136 208V207H135ZM151 208V207H150ZM27 209V210H26ZM104 209V208H103ZM113 209V208H112ZM118 210V207L116 208ZM144 211L145 208L143 207ZM26 212L24 213V211ZM110 210V209H109ZM123 210V209H122ZM223 210V211H224ZM115 211V210H112ZM155 211V210H154ZM116 212V211H115ZM121 212V211H120ZM125 212V211H124ZM147 212V211H146ZM107 213V212H106ZM113 214L108 212V214ZM136 213V212H134ZM138 213V212H137ZM144 213V212H143ZM104 214V213H103ZM123 214V213H122ZM147 214V213H146ZM150 214V213H149ZM156 214V212H155ZM154 214V215H155ZM124 215V214H123ZM126 215V214H125ZM137 215V214H136ZM221 215V214H220ZM107 216V215H106ZM109 216V215H108ZM107 216V217H108ZM112 216V215H111ZM119 216V215H118ZM118 216H116L118 218ZM133 216V215H132ZM131 216V217H132ZM144 216V215H143ZM147 216V215H146ZM165 216V215H164ZM105 217V216H104ZM115 217V215H114ZM167 217V216H166ZM121 218V217H120ZM130 218V217H129ZM134 218V217H132ZM136 218V217H135ZM222 218V215H221ZM103 219V218H102ZM126 219V218H125ZM140 219V218H139ZM137 219V220H139ZM166 219V218H165ZM171 219V218H169ZM104 220V219H103ZM108 220V218H107ZM119 220V219H118ZM142 220V219H141ZM158 220V219H156ZM161 220V219H160ZM153 218L150 219V223L155 225L153 222ZM164 222V220H162ZM57 222V223H55ZM104 222V221H103ZM106 222V221H105ZM112 222V221H111ZM115 222V221H114ZM124 222V219H123ZM122 222V223H123ZM134 222V221H133ZM144 222V221H143ZM102 223V222H101ZM135 223V222H134ZM145 223V222H144ZM143 223V224H144ZM148 223V222H147ZM162 223V222H161ZM167 223V222H166ZM205 223L209 224V220L206 219ZM107 224V223H105ZM118 224V223H117ZM116 224V225H117ZM127 224V223H126ZM128 224H130L128 222ZM149 224V223H148ZM219 224V223H218ZM124 225V224H123ZM138 225V224H137ZM163 225V223H162ZM135 226V225H134ZM164 226V225H163ZM119 227V226H118ZM143 227V226H142ZM161 227V225H160ZM207 227V226H206ZM58 228V227H57ZM99 228V227H98ZM105 228V226H104ZM110 228V226H109ZM115 228V227H114ZM128 228H130L128 226ZM222 229V227H220ZM136 229V227H135ZM140 229V228H139ZM98 230V229H97ZM121 230V228H120ZM149 230V229H148ZM152 230V229H151ZM155 230V229H154ZM55 231V230H54ZM59 231V230H58ZM117 231V230H116ZM128 231V230H126ZM140 231V230H139ZM143 231V230H142ZM205 231V230H204ZM212 231V230H210ZM221 231V230H220ZM47 232V231H46ZM108 232V230H107ZM153 232V231H151ZM112 233V232H111ZM121 233V232H120ZM133 233H135L133 231ZM139 233V232H138ZM210 233V232H209ZM220 233V232H219ZM108 234V233H107ZM106 234V235H107ZM110 234V232H109ZM113 234V233H112ZM123 234V233H122ZM129 234V233H128ZM143 234V233H142ZM45 235V234H44ZM135 235V234H134ZM202 235V234H201ZM11 234L8 235L7 240ZM63 236V235H62ZM101 236V233H100ZM109 236V235H108ZM115 236V235H114ZM113 236V238H114ZM124 236V235H123ZM122 236V237H123ZM51 237V236H50ZM60 237V236H59ZM74 237V236H73ZM106 237V236H105ZM112 237V235H111ZM126 237V235H125ZM136 237V235H135ZM176 237V238H175ZM198 237V236H197ZM4 238V237H3ZM13 238V236H12ZM62 238V237H61ZM77 238V237H76ZM75 238V239H76ZM104 238V237H103ZM109 239V237H107ZM112 238V239H113ZM120 238V236H119ZM130 238V236H129ZM172 238V242H171ZM64 239V238H62ZM69 239V238H68ZM81 239V238H77ZM125 239V238H124ZM207 239V238H206ZM209 239V238H208ZM54 240V239H53ZM102 240V239H101ZM105 240V239H103ZM115 240V238H114ZM120 240V239H119ZM187 240V241H186ZM210 240V239H209ZM69 241V240H68ZM92 241V240H91ZM94 241V240H93ZM110 241V240H109ZM206 241V240H205ZM216 241V240H215ZM58 242V239H57ZM99 242V241H98ZM107 242V241H106ZM117 242V241H116ZM123 242V241H122ZM198 242V241H197ZM208 242V241H207ZM42 243V240H40ZM56 243V242H55ZM95 243V242H94ZM105 243V242H103ZM109 243V242H108ZM120 243V242H119ZM206 243V242H204ZM59 244V243H57ZM61 244V243H60ZM85 244V245H86ZM98 244V243H97ZM107 244V243H105ZM118 244V243H117ZM122 244V243H121ZM211 244V243H210ZM213 244V243H212ZM219 244V245H217ZM123 245V244H122ZM208 245V244H207ZM214 246V245H213ZM57 247V246H56ZM60 247V246H58ZM96 247V246H95ZM209 247V246H207ZM10 248V247H9ZM205 248V247H204ZM11 249V248H10ZM31 249V248H30ZM98 249V248H97ZM96 249V250H97ZM211 249V248H210ZM211 249V250H212ZM13 250V249H12ZM102 250V249H101ZM209 250V249H208ZM212 250V251H213ZM16 251V250H15ZM32 251V250H31ZM204 251V250H203ZM3 252V251H2ZM14 252V251H11ZM97 252V251H96ZM119 252V251H118ZM211 252V251H210ZM32 254V252H31ZM7 255V254H6ZM30 255V254H29ZM83 255V254H82ZM16 256V255H15ZM51 256V255H50ZM85 256V255H84ZM197 256V255H196ZM116 257V256H115ZM199 257V255H198ZM3 258L5 256L0 255V264H9L7 260L5 261ZM40 258V257H39ZM124 258V257H122ZM186 258V257H185ZM201 258V256H200ZM85 259V258H84ZM125 259V258H124ZM9 260V259H8ZM28 260V259H27ZM31 260V259H30ZM29 260V261H30ZM13 261L15 262L14 258ZM33 261V260H32ZM35 261V260H34ZM48 261V260H47ZM40 262V261H39ZM44 262V261H43ZM29 263V262H27ZM33 263V262H31ZM42 263V262H41ZM47 263V262H46ZM49 263V262H48ZM16 264H23L22 262ZM34 264V263H33ZM79 264H82L79 262ZM111 264H117L113 261ZM192 264V263H191Z\"/></svg>",
    "mask_w": 264,
    "mask_h": 264
}]
</instances>
